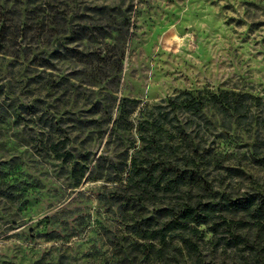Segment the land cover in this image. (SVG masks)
I'll return each instance as SVG.
<instances>
[{
	"label": "rangeland",
	"instance_id": "rangeland-1",
	"mask_svg": "<svg viewBox=\"0 0 264 264\" xmlns=\"http://www.w3.org/2000/svg\"><path fill=\"white\" fill-rule=\"evenodd\" d=\"M206 89L244 105L168 104ZM154 131L147 145L140 134ZM154 164L145 185L137 168ZM253 193L264 0H0V264H166L176 241L147 256L136 231L161 228L188 197ZM200 228L206 258L237 262L242 251Z\"/></svg>",
	"mask_w": 264,
	"mask_h": 264
},
{
	"label": "trees",
	"instance_id": "trees-1",
	"mask_svg": "<svg viewBox=\"0 0 264 264\" xmlns=\"http://www.w3.org/2000/svg\"><path fill=\"white\" fill-rule=\"evenodd\" d=\"M243 95L229 90L216 92L206 89L195 93L184 90L169 97L168 104L177 105L192 113L201 112L207 104L223 110L239 111L244 105ZM154 133L151 135L141 132L140 137L147 145H153L151 142L155 140L157 131ZM160 167L159 164H154L149 173L145 169L137 168V174L147 185L153 181V172ZM166 212L169 219L161 228L136 231L138 237L146 241V244L136 242V247L148 248L147 256L154 253L156 258H162L165 248L169 251L173 248L171 239H174L178 246H174L172 259L164 261L166 264L173 260L176 263L186 261L184 259H190L194 264H264V194L253 193L236 198L225 196L217 200L214 197L210 200H192L188 197L186 201L167 208ZM201 225L212 233L209 242L215 247L222 245L223 248L234 247L242 251L237 262L215 261L204 256L199 242L204 232ZM176 231L180 232L173 236ZM155 242L162 247L156 248Z\"/></svg>",
	"mask_w": 264,
	"mask_h": 264
}]
</instances>
